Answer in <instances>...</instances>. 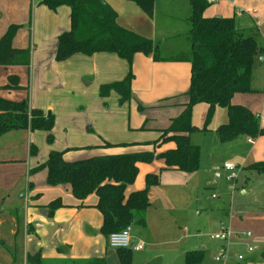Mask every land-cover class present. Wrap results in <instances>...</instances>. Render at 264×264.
Wrapping results in <instances>:
<instances>
[{"label": "crops", "instance_id": "1", "mask_svg": "<svg viewBox=\"0 0 264 264\" xmlns=\"http://www.w3.org/2000/svg\"><path fill=\"white\" fill-rule=\"evenodd\" d=\"M4 1H8L7 8L13 14H23L28 6H36V19L55 20L54 17L58 15L71 13L68 6L53 11L45 5H39L36 0H0ZM106 1L118 12V21L122 26L151 38L160 51L167 53L161 54L165 58L161 61H156L153 54L137 53L132 64L135 78L129 106L133 110L142 104L149 109L147 120H155V128L146 129V132L143 130L146 134L143 132L135 138L141 141H109L103 138L99 143L86 145L88 149L102 147V150L84 152L85 155L70 156L65 153L67 161L147 150L159 154L175 148L174 141L160 145L143 143L159 138L161 129L166 128L171 119L180 114L182 104L188 100L191 63L166 59L191 54V0H186L185 11L179 4L174 6L172 0H155L153 16L132 1ZM209 1L210 6L204 13L206 17L235 16L240 29L258 30L262 39L260 42L264 46V0ZM0 10H3L1 3ZM6 26L0 28V38L7 30ZM54 27L52 31L50 28L48 41H35L33 37L29 66L0 65V96L9 100H20L22 97L28 101L30 108L41 109L45 113L53 111L58 115L60 93L63 92V101L70 93L68 61L84 66L78 82L80 88L93 84L100 75L103 78L98 86L112 80H121L126 76L129 64L124 59L119 60L116 54L107 52L85 55L90 57L89 60L79 58L83 54H76L65 61H57L58 36L67 31V27L61 24ZM102 70L104 73L100 74ZM10 75L18 77L19 90L27 91L26 97L18 91L13 96L3 90L9 83ZM3 77L5 80H2ZM252 88L253 92L236 93L232 102L246 106L259 115L261 127L264 128V55L255 64ZM110 94L107 97L100 96L105 100ZM208 109L209 104L205 102L193 107L194 125L200 128L204 126ZM228 121V109L217 106L207 130L191 134L192 142L199 145L202 151L200 168L196 172L168 169L163 158H155L151 163H139V174L136 181L127 187L126 196L146 188V176L149 173H160V184L149 189L150 206L145 223L131 225L132 240L146 243L145 248L132 250V264H185L187 251L199 250L201 246V251L207 249L202 239V230L207 228L210 235H213L224 223L236 234L229 248L246 257L243 261L233 259L229 264H264V173L248 169L252 164L264 161V135L257 138L242 135L222 142L218 128ZM139 124L140 121L135 126ZM31 131L14 130L0 137V264H29L28 255L36 253H41L45 264L99 257H105L107 264H122L118 249L110 247L108 238L101 232L103 215L96 207V193L80 200L73 195L68 184L48 185L47 169L35 173L30 171L48 158L30 161V157H34L30 152ZM18 140H21V150ZM124 142L138 144L122 146L117 151L104 146L106 143ZM228 163L242 168L236 180L238 194L229 204L223 201L225 207L218 210L205 205L202 191L213 183L212 170L221 165L225 167ZM212 196L215 197L214 194ZM217 197L221 198L219 195ZM58 198L62 199L64 206L50 214L47 205ZM244 232H252V237L243 238ZM215 240L219 250L226 244ZM248 243L258 246L256 253L247 251Z\"/></svg>", "mask_w": 264, "mask_h": 264}, {"label": "trees", "instance_id": "2", "mask_svg": "<svg viewBox=\"0 0 264 264\" xmlns=\"http://www.w3.org/2000/svg\"><path fill=\"white\" fill-rule=\"evenodd\" d=\"M56 11L59 7H70V30L59 34L56 60L65 61L75 54L91 56L95 53H114L129 64L126 76L121 80L104 83L100 95L107 97L112 91L119 95L121 105L132 99V83L135 78L132 64L137 53L153 54L156 61L165 60L154 40L122 26L118 12L106 0H36ZM136 3L145 13L153 16L155 0H128ZM209 0H191L190 56H173L166 60L191 63V80L187 92L188 100L182 104V111L171 119L170 125L161 129L159 138L143 143L160 145L174 141L175 148L156 154L155 151H137L93 156L86 159L67 161L66 150H52L45 162L32 168V173L47 169V183L50 186L68 184L73 195L84 200L93 193L98 196L96 207L103 215L101 232L109 238L113 232L121 231L132 224H144L150 206L149 189L160 184V173L146 176V188L131 192L126 189L136 181L139 163H151L163 158L168 169L188 173L199 170L201 147L194 144L191 134L206 131L217 106L228 109L229 121L218 128L222 142L239 136L257 138L264 135L260 116L248 107L234 104L236 93L253 92L252 80L257 60L264 55V46L257 29L243 30L237 19L232 17H206ZM20 25H9L0 38V65H24L31 63V49L17 48L13 40ZM11 88H19L17 76H10ZM208 103L204 127L192 122L193 107ZM56 123L53 112L30 108L28 101H12L0 96V137L14 130H44L52 142V130ZM138 143H106L104 146H129ZM31 155H37L38 148L32 144ZM256 173H264V161L248 167ZM61 198L47 205L50 214L63 207ZM264 253V252H263ZM122 264H132V249L119 248ZM204 251L190 250L185 264H201ZM29 264H45L41 253L29 254ZM53 264H107L105 257L89 260H62Z\"/></svg>", "mask_w": 264, "mask_h": 264}, {"label": "rangeland", "instance_id": "3", "mask_svg": "<svg viewBox=\"0 0 264 264\" xmlns=\"http://www.w3.org/2000/svg\"><path fill=\"white\" fill-rule=\"evenodd\" d=\"M162 1L165 2V0ZM172 2L174 3V6H177V4L181 5L182 10L185 11L184 6L186 0H172ZM0 3L3 8V10H0V28L7 25V29L11 23L20 25V29L13 40V45L17 48L32 49L31 47L32 43H34V38L35 41L39 39L48 41L52 29L56 27H54V25H64L67 27V30H70L71 28L70 12L54 17L55 20H50L49 18L36 19V6H28L27 10H23V14H20L19 12L13 14L7 8L8 1ZM63 8L67 7L64 6ZM34 35H36V37ZM50 39H52V36ZM259 40L262 41L261 37ZM160 54L167 55V53H165V51L162 52V50L160 51ZM79 58L90 59V57H85V55H82ZM119 60L123 61L121 58H119ZM66 64L68 66L67 79L70 84V93L66 95L65 101H63V92L60 93L61 97L57 108L58 115L51 111L56 116V123L52 130L53 140L52 142L49 141V134L47 131H31L29 141L38 148V155L34 157L31 156L30 161L33 159L42 160L49 155L51 150L54 149L66 150V153H69L70 156L85 155L84 152L93 150L98 152L100 148L101 150L103 148L97 147L88 149L86 145L99 143L103 138L109 141H141L135 138L140 136L144 132L143 130L146 132V129L150 130L152 127L155 128V120H147V112L149 109L145 108L142 104H138L133 110L129 106V103L121 105L119 102V95L116 91H112L107 99H102L100 96L101 85L98 86L99 81L103 78L101 75L98 76L93 84L80 88L81 85H79L78 82L83 74L84 66L82 64H76L74 61H68ZM103 73L102 70L100 74ZM2 80H5V78L3 77ZM9 85L10 79L9 83L4 86L3 90L13 96L15 95L13 93H16V91L20 92V94L23 93V97L27 96V94H25L27 91L23 92L19 90L21 87L11 88ZM21 98H19L20 100L12 101H23L25 99ZM142 116L144 117L143 122ZM138 121H140V124L137 128L135 125ZM145 132L143 134H146ZM18 143L19 150H21V140H18ZM121 147L122 146H112V150L117 151V149ZM21 161L25 162L27 160ZM227 174L228 172L225 170L224 165L219 166L218 169L212 170V177L214 178L213 183L202 191V194L205 195L202 197L204 198L203 202H205V205H210L209 207L221 210V208L225 207L223 201H226L229 204V201L238 194L236 189L237 183L227 178ZM212 194H214L215 197H213ZM218 195L221 198L217 197ZM222 203L223 205L221 206ZM224 224L228 225L227 223ZM202 239L206 244L207 249L204 250L205 257L201 264H222L216 262L214 259V256L219 250V248H216L218 242L212 237V234L210 235L207 228L202 230ZM201 249L202 246L199 250Z\"/></svg>", "mask_w": 264, "mask_h": 264}, {"label": "built area", "instance_id": "4", "mask_svg": "<svg viewBox=\"0 0 264 264\" xmlns=\"http://www.w3.org/2000/svg\"><path fill=\"white\" fill-rule=\"evenodd\" d=\"M218 0H212V2H216ZM225 169L229 172L228 178L232 181H235L239 178L241 174V169L239 166L228 163L225 165ZM234 187V186H233ZM215 196V195H214ZM132 227L131 225L125 227L121 231L113 232L110 234L108 238V242L110 247L112 248H128L132 250H141L145 248L146 243L144 241L135 242L132 240L131 235ZM235 232L226 224H222L220 230L212 235L214 239L225 242L226 244L219 250L215 259L217 262L222 264H229L231 260L236 259L239 261L245 260V254L241 252H233L231 248H229V243L232 238L235 236ZM243 238H251L252 232H244L242 233ZM258 250V246L255 243L247 244V251L249 253H256Z\"/></svg>", "mask_w": 264, "mask_h": 264}]
</instances>
